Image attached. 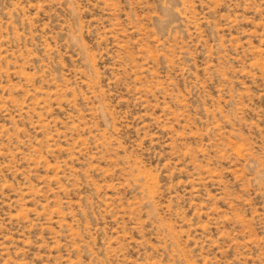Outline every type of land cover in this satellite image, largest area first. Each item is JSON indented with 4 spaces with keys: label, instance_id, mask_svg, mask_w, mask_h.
Segmentation results:
<instances>
[{
    "label": "rangeland",
    "instance_id": "rangeland-1",
    "mask_svg": "<svg viewBox=\"0 0 264 264\" xmlns=\"http://www.w3.org/2000/svg\"><path fill=\"white\" fill-rule=\"evenodd\" d=\"M0 264H264V0H0Z\"/></svg>",
    "mask_w": 264,
    "mask_h": 264
}]
</instances>
